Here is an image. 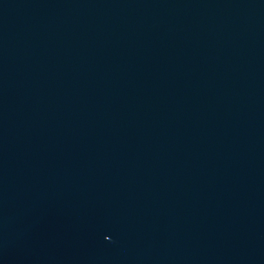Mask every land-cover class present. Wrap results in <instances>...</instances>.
<instances>
[{
    "label": "water",
    "instance_id": "water-1",
    "mask_svg": "<svg viewBox=\"0 0 264 264\" xmlns=\"http://www.w3.org/2000/svg\"><path fill=\"white\" fill-rule=\"evenodd\" d=\"M0 264H264V0H0Z\"/></svg>",
    "mask_w": 264,
    "mask_h": 264
}]
</instances>
